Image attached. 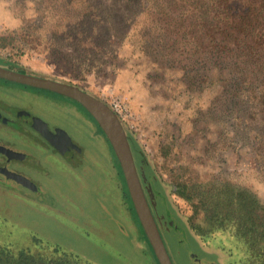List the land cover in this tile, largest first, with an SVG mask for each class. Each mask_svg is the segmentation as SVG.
<instances>
[{"label":"rangeland","instance_id":"obj_1","mask_svg":"<svg viewBox=\"0 0 264 264\" xmlns=\"http://www.w3.org/2000/svg\"><path fill=\"white\" fill-rule=\"evenodd\" d=\"M30 1L0 0V59L16 61L29 73L77 84L116 110L144 149L178 215L162 211L147 166L137 162L174 264H198L200 257L235 264L226 239H203L174 225L177 219L186 222L194 210L174 192L181 179L221 174L250 184L264 197V170L255 171L253 155L246 153L241 138L238 149L231 143L240 119L230 112L232 104L216 99L222 91L209 81L192 83L177 62L155 67L156 56L142 50L138 37L126 34L134 21L121 27L119 21H99L98 32L87 35L78 28L80 21L35 17ZM29 86L0 80V96L23 106L32 103L35 112L63 125L83 151L68 160L35 143L40 164L24 169L40 185L35 194L0 174V244L42 251L59 247L90 264H160L151 243L121 207L99 122L77 100ZM7 133L0 126V139L18 143L17 132L13 137Z\"/></svg>","mask_w":264,"mask_h":264},{"label":"trees","instance_id":"obj_2","mask_svg":"<svg viewBox=\"0 0 264 264\" xmlns=\"http://www.w3.org/2000/svg\"><path fill=\"white\" fill-rule=\"evenodd\" d=\"M30 3L35 6V17L42 21H80L78 28L87 35L98 32L99 21H119L118 27L124 21H134L128 25L126 34L138 37L142 50L156 56L155 67L179 63L185 70L184 76H191L192 83L201 86L209 81L222 91L216 99L224 98L232 104L230 112L237 113L240 119L239 129L231 136L233 147L238 149L236 142L241 138L246 153L253 155L255 171L264 170V0H31ZM0 64L27 70L16 61L0 59ZM192 71L196 74L190 75ZM0 80L24 85L2 77ZM243 101L247 106L241 108ZM95 123L107 140L110 169L121 207L150 245L116 152ZM124 126L136 163L147 166L146 173L154 184L162 211L177 217L144 149ZM174 192L194 208L186 222L177 219L174 225L192 230L203 239H226L230 256L236 258L235 264H264V197L250 184L213 174L202 180L181 179L175 183ZM0 264L90 263L60 251L59 247L42 251L31 246L14 248L0 244Z\"/></svg>","mask_w":264,"mask_h":264},{"label":"water","instance_id":"obj_3","mask_svg":"<svg viewBox=\"0 0 264 264\" xmlns=\"http://www.w3.org/2000/svg\"><path fill=\"white\" fill-rule=\"evenodd\" d=\"M0 77L66 95L80 102L91 112L112 143L122 166L135 209L160 264H174L145 191L123 120L116 110L107 101L74 83L20 71L1 64ZM25 117L53 145L61 148L70 145L80 149L65 128L57 127L56 131H53L44 118L30 112H25ZM2 118L3 115L0 112V119ZM0 150L7 151L2 143H0ZM212 264L221 263L212 262Z\"/></svg>","mask_w":264,"mask_h":264},{"label":"flooded vegetation","instance_id":"obj_4","mask_svg":"<svg viewBox=\"0 0 264 264\" xmlns=\"http://www.w3.org/2000/svg\"><path fill=\"white\" fill-rule=\"evenodd\" d=\"M24 72L29 73L28 70ZM0 112L3 115V118L0 119L1 129L7 131V135H9V137H13L11 134H15L17 132L18 138V143H12L10 141H4V139H0V143L5 145L7 149L6 152L0 150V164L3 165V167H0V174L19 183L30 194H35L34 189L40 186L39 183H35V179L32 176L25 172L28 166H35L36 163L40 164L36 160L37 155L35 154V143L39 144L42 142L46 144L41 148L50 150L51 154H57L59 157H64L68 160L76 159L83 151L82 146H80V144L74 139L70 132L69 133L71 134L72 139L80 146V149L70 145L65 148L57 147L56 145H53L40 131L35 129V127L26 119L25 112H30L34 115L36 114L44 118L49 123V127L53 131H56L57 127H65L60 124H55L41 113L39 114V112H35V107L32 103L23 106L13 103L0 96ZM160 230L162 233L163 229ZM163 238L166 243V236L164 235ZM198 260V264H202L204 262L212 264V262H216L213 260H205L204 257H200Z\"/></svg>","mask_w":264,"mask_h":264}]
</instances>
